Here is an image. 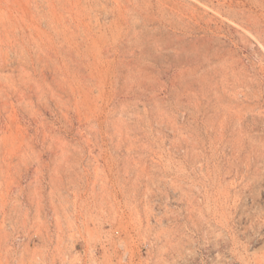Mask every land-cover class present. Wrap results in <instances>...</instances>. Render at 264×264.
<instances>
[{
  "label": "rangeland",
  "instance_id": "obj_1",
  "mask_svg": "<svg viewBox=\"0 0 264 264\" xmlns=\"http://www.w3.org/2000/svg\"><path fill=\"white\" fill-rule=\"evenodd\" d=\"M0 264H264V0H0Z\"/></svg>",
  "mask_w": 264,
  "mask_h": 264
}]
</instances>
